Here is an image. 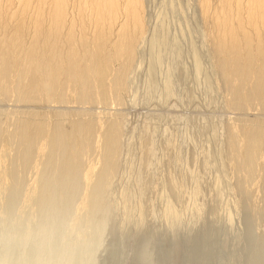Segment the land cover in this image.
Instances as JSON below:
<instances>
[{"label":"rangeland","instance_id":"rangeland-1","mask_svg":"<svg viewBox=\"0 0 264 264\" xmlns=\"http://www.w3.org/2000/svg\"><path fill=\"white\" fill-rule=\"evenodd\" d=\"M144 4L147 33L119 93L86 102L75 96L31 102L26 89L9 97L0 92V128L9 133L18 123L45 118L67 133L78 121L97 129L81 169L68 178L61 174L62 146L49 160L20 162L18 143L8 151L9 183L16 185L0 179V264H264V173L260 179L237 173L230 146L234 129L240 135L251 128L264 131V102L232 103L213 50L212 23L199 0ZM117 63L113 77L120 73ZM114 123L122 137L108 167L101 163V139ZM89 166H96L95 174L85 180ZM255 178L262 184H254ZM246 179L253 187H246ZM176 217L179 231L171 224ZM49 228L48 244L43 230Z\"/></svg>","mask_w":264,"mask_h":264},{"label":"bare ground","instance_id":"bare-ground-1","mask_svg":"<svg viewBox=\"0 0 264 264\" xmlns=\"http://www.w3.org/2000/svg\"><path fill=\"white\" fill-rule=\"evenodd\" d=\"M144 1L0 0V92L9 97L11 94L17 95L21 90L26 89L29 91L31 102H39L41 98L52 101H65L71 96L77 97L80 102H86V100L95 96L98 97V95H106L107 97L112 92L118 91L119 93V90L124 88L126 79L130 74L129 71L136 59L138 44L143 43L142 39H145L144 35L147 33L146 27L148 25L146 26L145 23V18H147L145 17V14H147L145 11L147 9H145ZM199 5L207 20L204 19L209 25L210 22L212 23L210 34L213 35V42H215L213 50L214 52L218 51L215 54H217V59L221 58V60L217 63L221 65V70L223 69L226 73L228 78L226 81L229 80L226 86L230 84L233 91H231L232 95L230 94V97H233L234 100L232 103L252 106L256 102H264V0H199ZM27 36L29 37L28 40L26 39ZM156 40L159 39L156 38ZM218 54L221 55L219 58ZM196 61L198 62V59ZM117 62H119V65L121 63V69L118 70L120 73L113 77L116 68L113 67ZM152 65L155 64L151 63L149 66ZM166 87L168 88V86ZM235 107L241 108L240 105L236 106L234 104L232 108ZM38 116L41 117L42 115ZM42 118L44 117L42 116ZM45 119L35 123H18V126H13L15 130L10 133L6 129L0 128V140L7 138L6 142L3 140L4 145L0 147L2 161L0 179L6 180L7 185L10 184L9 180L11 178L8 176L10 173L7 172L6 155L15 143L20 144L22 148L21 157L18 159L20 162L32 160L34 156L38 158L46 157V160H49L56 154L57 146H62L64 148V160L63 158L62 160L65 163L66 170L61 174L68 178L81 169L82 157L90 151L93 133L97 130L95 124L92 122L85 124L83 121H78L74 124L71 132L67 133L61 126L56 125V129H53L54 127ZM76 119L78 120V118ZM99 125H96V127H99ZM120 128L119 124L114 123L102 135L103 139L101 140L104 142L105 154L102 155L103 162H100L108 165V167L117 158L120 135L122 137ZM238 132L235 129L233 130L230 143L232 159L235 161V165H238L235 168L241 171H237V173L241 175L245 172L247 175L245 178L249 177L248 179L255 177L253 173H256V177L259 179L260 177L263 178L264 131L251 128L242 135ZM99 139L100 136H98V142ZM95 142L97 143V141ZM37 160H35V164ZM94 161L96 160L94 159ZM89 164L92 165L93 163ZM42 166L45 167L44 164ZM89 167H87L88 171L85 170L87 171L85 175L82 176L85 177V180L95 174L96 166ZM259 179H253L254 184L263 180ZM247 181L249 185L246 187H253L251 186L253 183L246 179ZM11 185H14V183ZM94 185H91V187H94ZM255 188L258 189V187ZM100 198L102 199V197ZM170 211L172 212V210ZM178 218L180 217H176L175 221L171 219V224L176 226V228L174 227L176 230L182 226L181 220ZM175 229L174 232L176 233ZM51 231L52 228L47 231L43 230V232H46L44 238L48 244V236ZM90 235V237L94 236L91 233ZM100 235L102 237L98 235L97 237L103 239L104 234L101 233ZM95 236L94 238H97ZM88 246H86V249L89 248ZM50 251L49 258L51 259L55 250L50 249ZM91 264H96V262L93 261Z\"/></svg>","mask_w":264,"mask_h":264}]
</instances>
